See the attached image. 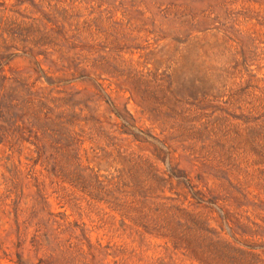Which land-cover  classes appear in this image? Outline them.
<instances>
[{
	"label": "rangeland",
	"instance_id": "rangeland-1",
	"mask_svg": "<svg viewBox=\"0 0 264 264\" xmlns=\"http://www.w3.org/2000/svg\"><path fill=\"white\" fill-rule=\"evenodd\" d=\"M0 264H264V0H0Z\"/></svg>",
	"mask_w": 264,
	"mask_h": 264
}]
</instances>
